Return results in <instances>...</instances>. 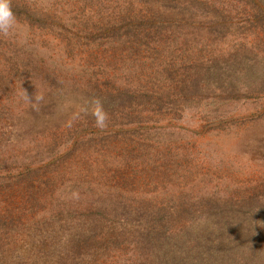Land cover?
<instances>
[{"label": "rangeland", "instance_id": "1", "mask_svg": "<svg viewBox=\"0 0 264 264\" xmlns=\"http://www.w3.org/2000/svg\"><path fill=\"white\" fill-rule=\"evenodd\" d=\"M11 7L18 23L0 38V264H139L145 240L164 238L152 231L159 217L167 240H205L242 215L264 240V0ZM142 85L139 123L101 131L73 114L92 96L107 112L111 96L120 106ZM24 89L44 94L39 111Z\"/></svg>", "mask_w": 264, "mask_h": 264}, {"label": "trees", "instance_id": "2", "mask_svg": "<svg viewBox=\"0 0 264 264\" xmlns=\"http://www.w3.org/2000/svg\"><path fill=\"white\" fill-rule=\"evenodd\" d=\"M146 86L132 87L134 97L132 96L131 101L120 106L116 104V99L110 95L112 101L107 104V113L109 114L107 128H124V125L139 123L137 120L140 116L139 112L146 110L150 103V101L141 100L137 102L138 94L144 91ZM182 90L185 91L184 88ZM164 96L166 95L154 100L162 101ZM108 105L112 106V109ZM236 206L239 207L241 204ZM161 218L164 219L163 217L154 218L155 224L161 228L155 225L156 227H153L152 231L156 233L158 239L164 238L155 242L145 240L147 248L148 243L151 244V246L149 245L151 254H145L142 259L139 258V264H264V240L256 236L255 227L245 215L236 216L230 221L224 219L220 224L214 226L212 234L214 238L212 235L206 234L205 236V233L203 234L205 240H167L168 236H166L164 224H161ZM154 219L146 217L144 223L150 221L149 223L153 224Z\"/></svg>", "mask_w": 264, "mask_h": 264}, {"label": "clouds", "instance_id": "3", "mask_svg": "<svg viewBox=\"0 0 264 264\" xmlns=\"http://www.w3.org/2000/svg\"><path fill=\"white\" fill-rule=\"evenodd\" d=\"M18 21L15 13L11 7V0H0V38H7L15 29ZM23 99L28 102L35 111L40 110L41 104L45 101L44 94L38 90L35 91L32 97L29 96L26 89L23 91ZM71 106V102H66ZM76 119H79L81 115H90L94 119V126L99 130H106L109 122V114L105 111L103 106V100L99 97L92 96L87 98L84 104L81 106L79 112L73 113ZM75 123L74 120L68 122L69 127Z\"/></svg>", "mask_w": 264, "mask_h": 264}]
</instances>
